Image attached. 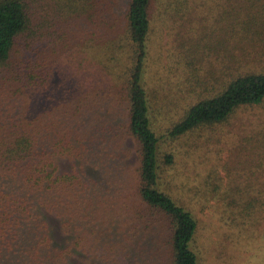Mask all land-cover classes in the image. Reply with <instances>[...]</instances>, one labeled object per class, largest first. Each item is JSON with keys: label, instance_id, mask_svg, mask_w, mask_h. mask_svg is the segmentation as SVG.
Segmentation results:
<instances>
[{"label": "trees", "instance_id": "trees-1", "mask_svg": "<svg viewBox=\"0 0 264 264\" xmlns=\"http://www.w3.org/2000/svg\"><path fill=\"white\" fill-rule=\"evenodd\" d=\"M195 1L0 0V264H75L105 232L100 264H203L211 206L264 239V111L243 116L264 108V0H215L201 26ZM165 15L178 46L151 76ZM205 134L227 173L194 187L178 160Z\"/></svg>", "mask_w": 264, "mask_h": 264}, {"label": "rangeland", "instance_id": "rangeland-1", "mask_svg": "<svg viewBox=\"0 0 264 264\" xmlns=\"http://www.w3.org/2000/svg\"><path fill=\"white\" fill-rule=\"evenodd\" d=\"M204 0H196L194 4L198 7V12H201L202 16L199 21L204 19L205 22H209L208 13L211 12L210 8L216 7L215 0H208L209 6L202 4ZM130 0H116L114 11L119 13L122 17L126 14L129 7ZM156 3H158L156 1ZM158 4L155 5V9L158 10ZM165 15V21L167 24L164 26L163 31H159V27L152 34V46L150 55V69L151 76L152 73H156L157 70L162 69V66L158 63L164 59L166 63V68L160 70L162 76L165 73L170 74V63L168 60L172 52H175L178 46L177 33L178 25L174 24V19ZM211 23V22H209ZM158 24V23H157ZM193 24L196 26L197 22L194 21ZM200 21V26L202 25ZM159 26V25H158ZM247 111L243 114L246 119L249 117L252 119L253 124L256 122L258 114L264 111L263 107H256L255 109ZM252 124V125H253ZM209 134H205L198 147H192L191 150L188 147H183L182 155L178 160V165L181 168L180 175L181 178H185L186 174L191 177L189 181L191 186H196V184L205 187L204 184L198 182L203 180L205 174H208L209 169H213V164H217L221 175L227 173L223 167V160L227 159L229 161L230 150L227 149L225 139L222 141L218 140L216 137L208 139ZM190 150V152H189ZM222 157V160L220 159ZM66 160V159H65ZM63 168L69 169L73 161H63ZM201 172V174H200ZM201 176V177H200ZM187 179V177L185 178ZM214 208H211L202 215L203 227L201 229V241L203 243L202 253L204 254L203 264H264V239L260 237L258 231L255 227H250L249 225L243 227H237L231 224L224 215L217 213ZM53 217H55L53 215ZM53 235L55 244L62 245L69 242L68 235L63 231L61 227L60 220L58 218H53ZM112 240L108 232H105L100 236V241L95 242L96 246H91V242L88 243L84 250L77 251L75 254L70 256V261L75 264H100L101 258L99 256H104L109 249L104 246L105 242ZM210 243L209 251L205 249V241ZM92 242V243H93ZM207 248V245H206ZM111 257V255H108ZM116 256V255H114ZM206 258V259H205ZM122 259V258H121ZM122 259L123 264H128L127 258ZM130 260V259H129ZM4 264H8L6 259Z\"/></svg>", "mask_w": 264, "mask_h": 264}]
</instances>
